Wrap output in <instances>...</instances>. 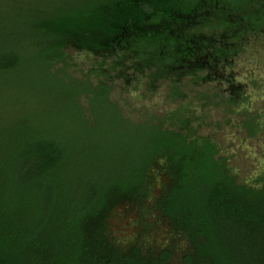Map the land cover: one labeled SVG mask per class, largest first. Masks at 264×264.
Here are the masks:
<instances>
[{
	"label": "trees",
	"instance_id": "1",
	"mask_svg": "<svg viewBox=\"0 0 264 264\" xmlns=\"http://www.w3.org/2000/svg\"><path fill=\"white\" fill-rule=\"evenodd\" d=\"M257 1L0 0V264H264V167L239 182L187 109L132 120L107 82L132 62L149 90L197 75L210 43L211 64L233 57L242 34L264 30ZM69 47L101 61L75 77ZM150 166L167 176L155 194ZM123 202L157 214H141L139 236L163 224L170 241L117 243Z\"/></svg>",
	"mask_w": 264,
	"mask_h": 264
},
{
	"label": "rangeland",
	"instance_id": "2",
	"mask_svg": "<svg viewBox=\"0 0 264 264\" xmlns=\"http://www.w3.org/2000/svg\"><path fill=\"white\" fill-rule=\"evenodd\" d=\"M257 3L262 5L264 0ZM202 30L210 31L207 27ZM236 48L226 72L231 82L238 86L237 96L225 83H218L212 77L211 80H203V73L196 75L185 70L179 75L174 73L158 79L149 90V71L136 69L132 62L125 63V66L113 64L117 71H122L120 74L125 75L124 78L116 75V69H108L110 97L121 107L123 115L132 120H140L144 113L158 116L183 106L187 109L186 114L197 120L192 124L195 134L214 139L219 152L227 158V166L236 172L238 181H249L264 167V30L242 34ZM66 52L70 59L68 70L75 77L101 61L74 47L67 48ZM129 58L134 61L136 56L130 55ZM109 65L107 60L105 70ZM102 78L90 76L92 82ZM173 87L179 89V98L169 96ZM81 101L84 103L83 98ZM161 163L162 160L155 161L154 165ZM149 171L155 173L152 178L155 194L166 183L167 176L163 171L159 172L158 167L150 166ZM139 206L143 205L123 202L115 208L110 218L114 239L122 245L132 242L143 248L165 246L171 234L163 224L146 232L143 237L138 235L141 214L153 220L157 216L156 212L148 215L149 207ZM182 245V241L178 243V247Z\"/></svg>",
	"mask_w": 264,
	"mask_h": 264
},
{
	"label": "flooded vegetation",
	"instance_id": "3",
	"mask_svg": "<svg viewBox=\"0 0 264 264\" xmlns=\"http://www.w3.org/2000/svg\"><path fill=\"white\" fill-rule=\"evenodd\" d=\"M261 31L263 30L261 29ZM209 47L210 48L207 49L206 51L199 52V54L196 55V57L194 58V63L197 64V66H199L197 68V71L195 72L203 73V75L201 76L203 77V80L205 79L211 80V77H212V78L217 79L218 83H225L228 89L233 94H235L236 96L239 95V92L236 90L238 86L234 84L233 82H231V79L227 77L228 73L226 72V66L228 65V63H230V61H232L233 57L217 58V59H214V62L211 64V43L209 44ZM189 71L193 72V70H189ZM217 147H218V144H217Z\"/></svg>",
	"mask_w": 264,
	"mask_h": 264
}]
</instances>
